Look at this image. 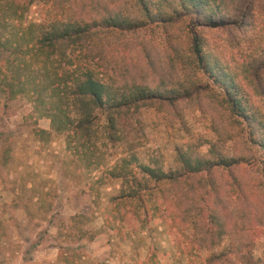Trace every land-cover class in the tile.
Instances as JSON below:
<instances>
[{
	"label": "trees",
	"instance_id": "16d2710c",
	"mask_svg": "<svg viewBox=\"0 0 264 264\" xmlns=\"http://www.w3.org/2000/svg\"><path fill=\"white\" fill-rule=\"evenodd\" d=\"M35 2L54 4V0H0V26H9L7 32L0 29V92L5 100L26 95L49 117L54 132L79 138L88 149L97 135L116 141L118 118L141 107L166 111L185 101L202 113L210 110L218 141L206 151L178 150L175 169L142 163L134 169L130 159L122 158L116 166L118 174L109 172L122 177L128 188L111 198L114 206L125 210L120 221L151 228L159 223L163 210L178 218L179 224H196L190 218L200 214L198 202L179 209L181 190L175 186L191 185L192 200H202L220 189L217 171L228 172L235 195H240L241 182L232 169L242 160L225 154L220 142L246 135L260 149L264 165V58L256 56L254 38L250 40L243 31L254 0H131V6L126 0H88L81 2L78 11L61 13L64 18L54 14L24 25ZM153 25L168 31L186 29L188 37L186 46H174V41L159 50L141 46L139 61L145 60L150 70L142 80L136 61L130 68L118 65L114 51L120 46H112V38L116 31L135 32ZM228 27L240 28L241 35H229L222 45L209 43L201 32ZM246 41H250L246 48L235 47ZM149 78L157 79L156 83L148 82ZM98 112L104 118L103 131H98ZM161 185L164 190L157 188ZM159 191L162 194L157 195ZM211 203L204 206L210 209L205 228L210 243L226 232L240 239L246 229L243 222L229 227ZM170 205L176 206L174 211ZM260 218L264 233V217ZM205 240L198 238L199 243ZM240 248L234 253H211L205 264H231L232 254L240 264H264V257Z\"/></svg>",
	"mask_w": 264,
	"mask_h": 264
},
{
	"label": "rangeland",
	"instance_id": "374dc122",
	"mask_svg": "<svg viewBox=\"0 0 264 264\" xmlns=\"http://www.w3.org/2000/svg\"><path fill=\"white\" fill-rule=\"evenodd\" d=\"M82 1L88 0H54L55 5L35 2L23 24L39 23L54 14L64 18L61 13H71V8L78 11ZM126 1L132 5L131 0ZM251 8L253 14L243 31L250 40L254 38L256 56L264 58V0H254ZM1 30L7 32L9 26ZM238 30L228 27L201 32L209 43L222 45L229 35L240 36ZM187 37L186 29L168 31L153 25L135 32L116 31L112 46H120L114 51L118 65L124 63L130 68L136 61L143 80L150 70L145 60L139 61L141 46L159 50L171 41L174 46H186ZM249 45L246 41L235 47ZM156 81L148 79L150 83ZM211 117L210 110L202 113L185 101L166 111L141 107L118 118L116 141L97 135L86 149L79 138L54 132L49 117L41 114L26 95L5 100L0 92V179L4 187L0 193L7 201L0 204V264H205L207 255L234 253L242 245L240 250L264 257L260 226V217H264V165L260 149L246 135L220 142L225 154L242 160L232 169L241 182L239 196L227 171H217L220 189L202 200H192L191 185L175 186L181 190L179 209L184 211L190 202H198L200 214L190 218L196 224H179L178 218L161 210L167 205L164 203L159 223L139 229L126 219L120 221L125 210L111 201L114 195L128 190L122 177L109 173L113 170L118 174L116 166L122 158L130 159L129 166L134 169L138 163L175 169L178 150L204 152L217 140ZM97 122L98 131H103L101 112ZM157 188L164 190L162 185ZM206 202H212L229 227L243 222L246 229L240 239L226 232L210 243L205 230L210 212L204 207ZM170 206L174 211L176 206ZM200 236L206 240L199 243ZM231 259V264H240L234 254Z\"/></svg>",
	"mask_w": 264,
	"mask_h": 264
},
{
	"label": "crops",
	"instance_id": "0c3cea01",
	"mask_svg": "<svg viewBox=\"0 0 264 264\" xmlns=\"http://www.w3.org/2000/svg\"><path fill=\"white\" fill-rule=\"evenodd\" d=\"M4 189V187H3V183H2V181H1V179H0V192H2V190ZM0 204H2V202H7L6 201V199H5V197H2V194L0 193Z\"/></svg>",
	"mask_w": 264,
	"mask_h": 264
}]
</instances>
